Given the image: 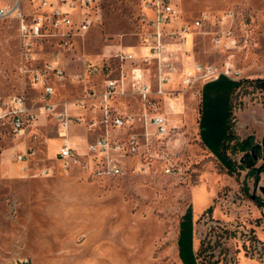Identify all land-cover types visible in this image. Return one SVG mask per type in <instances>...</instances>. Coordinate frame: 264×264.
<instances>
[{
	"label": "rangeland",
	"instance_id": "rangeland-1",
	"mask_svg": "<svg viewBox=\"0 0 264 264\" xmlns=\"http://www.w3.org/2000/svg\"><path fill=\"white\" fill-rule=\"evenodd\" d=\"M17 1L0 0V5L10 7ZM20 5L27 15L36 4L20 0ZM177 8L180 20L187 22L200 13L229 8L254 15L256 46L223 50L213 45L210 35L195 34L192 51L184 54L191 62H229L240 71L238 79H230L240 81L230 98V133L238 141L261 143L264 92L253 81L264 80V0H180ZM92 12L94 25L73 38L71 49L63 48L58 37L47 38L35 47L37 60L28 64L35 68L56 60L64 68L65 79L53 81V100L57 111L69 104L73 124L66 136L59 137L51 115H41L22 137H1L0 264H184L178 238L189 210L195 264H264V171L248 172L264 161L259 158L246 168L240 162L246 151L233 140V146L224 149L231 163L225 166L203 144L202 86L183 89L180 73L167 88L176 91V97L159 100L158 112L170 129L167 135H157L149 122L139 119L141 106L130 93L111 100L115 113L132 115L134 122L109 128V136L134 135L138 141L134 154L111 155L120 160L122 175L96 177L99 157L86 155L83 165L56 159L62 144L84 154L87 144L103 134V129L87 130V123L100 117L98 99H90L84 108L72 105L86 89H102V78L85 72L84 63L103 64L110 78H119L128 63L121 67L113 54L118 49L142 52L136 0H96ZM16 28L14 18L0 24V96L25 94L33 105L37 90L23 74ZM215 85L221 91L212 103L211 89L206 92V118L221 133L226 97L221 83L211 87ZM77 116L79 123L74 122ZM26 148L34 155L23 173L12 156ZM42 170L47 175H41Z\"/></svg>",
	"mask_w": 264,
	"mask_h": 264
},
{
	"label": "built area",
	"instance_id": "built-area-1",
	"mask_svg": "<svg viewBox=\"0 0 264 264\" xmlns=\"http://www.w3.org/2000/svg\"><path fill=\"white\" fill-rule=\"evenodd\" d=\"M30 5L36 4L33 11L25 14L18 0L10 7L0 6V24L9 18L17 23V37L21 54L23 74H27L30 86L37 90L33 105H28L25 94L0 96V142L3 135L11 139L22 137L27 129L41 115H51L58 123V135L67 134L73 121L69 114V104L61 111L56 110L54 103V80L62 81L66 77L64 68L56 60L44 61L40 66L29 68L35 62V47L50 37H58L63 48L71 49L73 38L82 36L94 25L92 9L96 0H28ZM137 21L141 25L138 46L142 53L137 56L130 50L118 49L113 59L128 67L121 68L119 78H110L106 67L84 63V71L102 78V89H86L83 98L72 105L84 108L90 99H98L100 117L97 121L87 123V130L103 129V134L87 144V152L78 153L67 143L62 144L56 159L66 163L83 165V157H99V165L94 174L98 178L114 177L123 174L117 156L132 155L138 149V141L134 135L116 137L109 136V128L130 127L134 122L132 115H119L111 109V100L116 95L130 93L136 97L142 113L139 119L148 122L155 128L159 136L167 135V121L158 112L160 98L176 97V91L167 89L166 85L173 81L179 73L178 56L186 53L187 35L211 36L213 45L223 50L229 48H246L256 46V19L252 13L238 9H224L216 13L203 12L191 21H181L177 4L180 0H136ZM53 7L52 11H48ZM264 28V17L260 21ZM151 68H145L149 66ZM144 65V66H142ZM240 71L229 62L220 64L196 63L180 71L179 84L183 89H191L198 84L214 82L220 77L236 80ZM126 88V89H125ZM128 89V90H127ZM126 90V91H125ZM80 117H74L79 123ZM34 155L33 150L26 148L12 156L13 162L21 172L27 171V162ZM48 171L42 170L41 175Z\"/></svg>",
	"mask_w": 264,
	"mask_h": 264
},
{
	"label": "trees",
	"instance_id": "trees-1",
	"mask_svg": "<svg viewBox=\"0 0 264 264\" xmlns=\"http://www.w3.org/2000/svg\"><path fill=\"white\" fill-rule=\"evenodd\" d=\"M219 83H221V86L223 87L222 93L226 97L225 98L226 108H225V114H224L223 122L221 126L222 127L221 133L220 132L218 133V130H216L214 125H211L210 123L211 121L207 120L206 117L208 114L206 115L207 112L205 109V103L207 101L206 92L209 89H211L212 91L211 103H212L213 100L216 98V96L221 91L220 90L221 88L219 87L217 88V85H215L216 87L215 86L211 87V86L214 84H219ZM253 84L256 88L260 89V91L264 92V80L255 79L253 81ZM239 85H240V81H231L230 79L226 77H220L218 80L214 82L205 84L201 89L202 112H201L200 119H199L200 137H201L203 144L207 146L209 145L207 148L214 155H216L225 166H231V163L226 153H224V149L227 150L228 148H230V146H233V144H236L237 148L244 150V151H248L253 146L251 138H246L244 140L238 141L236 139V136L233 135V133H230V129H231L230 98H231V94L234 91V89L237 88ZM216 110L217 108L215 107L212 113H215ZM233 140H235V143L230 145L231 142H233ZM252 171H254L255 174L256 173L258 174L259 172L264 171V165L260 166L259 168H255V169L251 168L248 172H252ZM190 235H191V211L189 210L184 217V221L180 224V234L178 238L179 256L184 264H195V257L191 249Z\"/></svg>",
	"mask_w": 264,
	"mask_h": 264
},
{
	"label": "crops",
	"instance_id": "crops-1",
	"mask_svg": "<svg viewBox=\"0 0 264 264\" xmlns=\"http://www.w3.org/2000/svg\"><path fill=\"white\" fill-rule=\"evenodd\" d=\"M0 6H3V5H0ZM195 37L196 36H193V35H187L186 36V41H185L186 51H188V52L192 51ZM140 54L139 53H136L137 56H139ZM192 63H193V61L191 62V57L189 55H185V54L179 55L178 56V60H177V65H178L179 73H180V71H182V69H185V68L189 67ZM178 76L179 75L176 74L174 76V78H173L174 80L171 83L167 84L166 85V88H169V86L175 84ZM120 112H122V111L120 110Z\"/></svg>",
	"mask_w": 264,
	"mask_h": 264
},
{
	"label": "water",
	"instance_id": "water-1",
	"mask_svg": "<svg viewBox=\"0 0 264 264\" xmlns=\"http://www.w3.org/2000/svg\"><path fill=\"white\" fill-rule=\"evenodd\" d=\"M261 158L264 161V136L261 139V143L254 144L240 159V162L245 165L246 168L254 166L255 161Z\"/></svg>",
	"mask_w": 264,
	"mask_h": 264
},
{
	"label": "bare ground",
	"instance_id": "bare-ground-1",
	"mask_svg": "<svg viewBox=\"0 0 264 264\" xmlns=\"http://www.w3.org/2000/svg\"><path fill=\"white\" fill-rule=\"evenodd\" d=\"M62 136V135H61ZM64 136V135H63Z\"/></svg>",
	"mask_w": 264,
	"mask_h": 264
}]
</instances>
